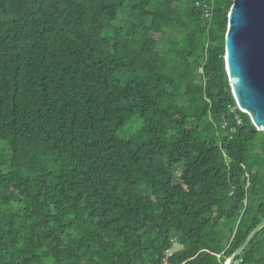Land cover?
Segmentation results:
<instances>
[{
    "label": "trees",
    "instance_id": "16d2710c",
    "mask_svg": "<svg viewBox=\"0 0 264 264\" xmlns=\"http://www.w3.org/2000/svg\"><path fill=\"white\" fill-rule=\"evenodd\" d=\"M231 6L0 0V264H163L171 238L168 264L229 261L264 219ZM233 264H264V226Z\"/></svg>",
    "mask_w": 264,
    "mask_h": 264
},
{
    "label": "water",
    "instance_id": "95a60500",
    "mask_svg": "<svg viewBox=\"0 0 264 264\" xmlns=\"http://www.w3.org/2000/svg\"><path fill=\"white\" fill-rule=\"evenodd\" d=\"M224 44L223 69L236 104L264 132V0H232ZM263 226L264 219L225 264H233Z\"/></svg>",
    "mask_w": 264,
    "mask_h": 264
},
{
    "label": "built area",
    "instance_id": "2783aa9c",
    "mask_svg": "<svg viewBox=\"0 0 264 264\" xmlns=\"http://www.w3.org/2000/svg\"><path fill=\"white\" fill-rule=\"evenodd\" d=\"M199 6L202 7L203 11L205 12V17H209V9L206 3H197ZM223 126H226V123H223ZM183 245L180 244L176 238H171L169 240L168 245L164 251V258L163 264H168V259L174 255L177 251L181 250Z\"/></svg>",
    "mask_w": 264,
    "mask_h": 264
},
{
    "label": "rangeland",
    "instance_id": "374dc122",
    "mask_svg": "<svg viewBox=\"0 0 264 264\" xmlns=\"http://www.w3.org/2000/svg\"><path fill=\"white\" fill-rule=\"evenodd\" d=\"M1 148H4L1 150ZM8 161V151L0 145V171L5 172Z\"/></svg>",
    "mask_w": 264,
    "mask_h": 264
}]
</instances>
